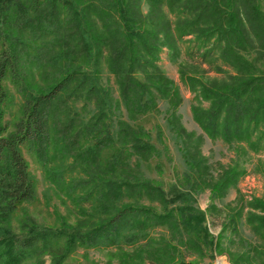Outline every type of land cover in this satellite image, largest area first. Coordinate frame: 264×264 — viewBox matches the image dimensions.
Returning <instances> with one entry per match:
<instances>
[{"label": "trees", "instance_id": "16d2710c", "mask_svg": "<svg viewBox=\"0 0 264 264\" xmlns=\"http://www.w3.org/2000/svg\"><path fill=\"white\" fill-rule=\"evenodd\" d=\"M165 2L179 12L174 22L162 9ZM147 3L143 14L141 0H0V264H45V255L51 264H63L78 247L134 244L162 225L177 232L180 243L194 244L204 217L186 205L168 208L189 193L169 200L160 182L144 177L142 163L158 151L148 131L127 121L159 112L156 95L174 104L177 87L157 61L163 48L176 57L183 36L192 35L204 48L216 46L234 70L225 80L212 81L180 74L195 99L208 101L207 106L191 107L204 134L229 145L246 143L253 151L264 141V69L254 63L264 60V10L259 0ZM251 52L255 56L249 60L246 54ZM105 54L118 87L115 104L94 81ZM23 58L36 69L49 67L52 82L32 87L22 69ZM6 78L23 97L21 116L9 132L3 119L10 100L2 83ZM78 98L93 104L86 119L74 109ZM120 105L127 120L118 117L113 133L108 110H120ZM167 121L180 138L192 190L208 188L214 197L223 195L244 170L231 165L212 181L206 158L178 131L173 113ZM21 147L33 155L57 193L78 207L81 220L71 224L61 218L57 226H40L24 210L35 198V181ZM106 149L115 151L103 160ZM67 172L79 173L65 177ZM145 198L158 200L162 210L143 204ZM247 207L246 222L261 242L251 250L264 264V199L252 198ZM164 246L148 257L157 264H201L175 260V247ZM246 258L255 257L243 252L233 264Z\"/></svg>", "mask_w": 264, "mask_h": 264}, {"label": "rangeland", "instance_id": "374dc122", "mask_svg": "<svg viewBox=\"0 0 264 264\" xmlns=\"http://www.w3.org/2000/svg\"><path fill=\"white\" fill-rule=\"evenodd\" d=\"M259 2L264 10V0ZM140 8L143 14L147 13V0H141ZM162 9L172 22L179 15V12L171 10L166 2ZM178 47L179 52L176 57H171L168 50L163 48L157 61L162 73L177 87L173 104L175 107L173 108L167 99L156 95L159 112H149L139 115L135 120H127L126 111L120 105V110L109 108L107 122L113 133L116 130L115 120L118 117L126 119L135 129L149 132L150 141L156 146L158 155L144 161L141 171L149 180L160 182L169 200L180 192L189 193L184 200L179 199L170 203L168 208L177 204L186 205L196 214L202 215L204 221L200 224L198 238L194 244L180 243L179 234L173 232L170 226L162 225L150 229L147 239H140L134 244L78 247L63 264H157L153 257H148V254L154 256L158 251L162 252L166 243L175 247V260L201 264H233L237 256L249 252L251 258L254 254V259L246 258L247 260L238 261L236 264H261L262 256L257 258L253 249L251 250L254 245L261 242L259 236L246 222L245 215L249 210L247 204L252 198L264 199V141L257 151H253L246 146V143L242 146L229 145L220 139L212 140L204 134L192 116L191 107L198 104L207 106L208 101L195 99L194 92L181 79L180 74L183 72L185 75H194L197 80L212 81L225 80L229 74H234V70L220 57L216 46L208 44L205 48L201 47L192 35L181 37L178 40ZM254 56L253 52L246 54L249 60ZM106 57L107 54L99 66L94 81L108 92L111 104H115L119 101L118 87L115 76L108 69ZM256 60L254 63L264 69V60L260 61L258 58ZM21 64L25 77L32 87L46 86L52 82L53 74L49 67H43V71L40 68L36 69L27 62L26 58L22 59ZM2 83L10 97L4 107L3 117L9 132L14 130L13 124L21 116L23 97L9 78ZM85 103L88 106L82 109ZM73 105L76 111L83 113L85 119L94 111L93 104L82 98L73 100ZM172 113L176 124L180 126L178 131L189 140L191 145H196L198 151L206 158L207 177L212 181H216L222 170L231 165L238 164L236 167L244 170L223 195L214 197L208 188L192 190L187 178L189 170L182 156L180 138L167 121ZM113 151L115 150H104L102 159L105 160ZM21 152L28 164V173L35 181V198L23 205L29 216L40 226H57L61 218L71 224L81 220L78 207L64 195L57 193L52 183L47 180L44 170L27 148L21 147ZM134 159L132 156L129 160L133 162ZM78 173L67 172L64 176H77ZM142 203L156 208L157 211L162 210V205L156 199L145 198ZM86 206L87 204H82L81 207ZM21 214V211L17 212L18 217ZM231 216H234L233 222H230ZM13 224L16 226L17 221ZM179 228L184 233L185 225L182 219ZM169 254L173 255L171 251ZM45 264H51L48 255H45Z\"/></svg>", "mask_w": 264, "mask_h": 264}]
</instances>
